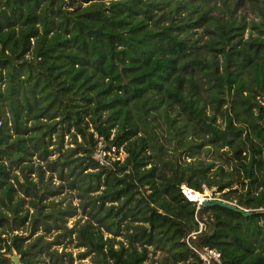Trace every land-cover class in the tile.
Wrapping results in <instances>:
<instances>
[{
	"label": "trees",
	"instance_id": "1",
	"mask_svg": "<svg viewBox=\"0 0 264 264\" xmlns=\"http://www.w3.org/2000/svg\"><path fill=\"white\" fill-rule=\"evenodd\" d=\"M53 136L48 163L83 198L82 255L203 264L194 248H210V264H264V0H0V155L47 159ZM11 180L0 161V206L17 215ZM183 186L250 214L198 208ZM22 240L19 264L71 258Z\"/></svg>",
	"mask_w": 264,
	"mask_h": 264
},
{
	"label": "rangeland",
	"instance_id": "2",
	"mask_svg": "<svg viewBox=\"0 0 264 264\" xmlns=\"http://www.w3.org/2000/svg\"><path fill=\"white\" fill-rule=\"evenodd\" d=\"M230 8L233 9L234 6L231 5ZM251 8L249 5L243 8L238 7L235 15L249 21L255 15L252 9L256 11L254 7ZM194 31V36L200 38L201 44L210 36L200 27ZM244 35L247 36V30ZM217 122L221 124L218 117ZM54 140L53 136L48 146L51 152L47 159L33 152L32 155H27L30 161H24L17 166L14 164L9 166L13 155L12 150L10 149V157L5 154L0 155V161L5 162L9 167L11 181L15 187L14 202H18L17 215H14L9 208L0 206L1 211L7 216L3 225L0 226V236L4 239L0 242V251L11 254L14 250L11 238L17 234L22 236L24 247H33L40 243L48 245L50 251L56 250L59 254L70 253V259L63 256L66 264H97L94 253L82 255L85 248L79 246L76 240L75 229L87 219L85 212L81 209L83 198L78 195L77 189L69 188L67 183L60 178L58 167L48 163L54 158L62 159L61 151H57L54 146ZM80 140L78 137V141ZM63 144L62 150L75 146L67 134L64 136ZM120 152V158H123L124 153ZM27 165H32L33 169L24 170ZM27 181L35 187L29 185ZM214 191H216L215 187L209 189L204 186L202 196L216 198ZM116 239H122V237H116ZM117 246L116 244L115 247ZM36 256L39 257L37 264H56V258L51 253L40 252ZM158 257V254L154 256L155 259ZM4 264L13 263L7 260Z\"/></svg>",
	"mask_w": 264,
	"mask_h": 264
},
{
	"label": "water",
	"instance_id": "3",
	"mask_svg": "<svg viewBox=\"0 0 264 264\" xmlns=\"http://www.w3.org/2000/svg\"><path fill=\"white\" fill-rule=\"evenodd\" d=\"M198 193H199V199L198 200L196 199L195 201L198 202L200 208L219 206V207L227 208V209H230L236 212H240L245 216L250 214L249 212H247L246 209L238 206L237 204L233 202H229L221 198H207V197L202 196V193L200 192ZM5 257H7L13 264L20 263V255L17 254L15 250H13L11 254L6 253Z\"/></svg>",
	"mask_w": 264,
	"mask_h": 264
},
{
	"label": "built area",
	"instance_id": "4",
	"mask_svg": "<svg viewBox=\"0 0 264 264\" xmlns=\"http://www.w3.org/2000/svg\"><path fill=\"white\" fill-rule=\"evenodd\" d=\"M99 147H101V142L99 143ZM105 155V152L103 151V150H100V153H99V156L100 157H103ZM181 189H182V193L188 198V199H190L189 198V196H188V194H187V191L184 189V188H182L181 187ZM191 200V199H190ZM195 201V200H194ZM197 202V201H196ZM198 203V202H197ZM198 208H199V204H198ZM199 226H200V228H201V224L199 223ZM192 235V234H191ZM190 235V236H191ZM194 251H196L197 253H198V255H199V257L202 259V262H203V264H210V260H211V258H215V259H217L218 257H219V253L218 252H216L215 250H213V249H210V248H205V249H203V250H196L195 248H194Z\"/></svg>",
	"mask_w": 264,
	"mask_h": 264
},
{
	"label": "bare ground",
	"instance_id": "5",
	"mask_svg": "<svg viewBox=\"0 0 264 264\" xmlns=\"http://www.w3.org/2000/svg\"><path fill=\"white\" fill-rule=\"evenodd\" d=\"M182 188H184L187 191V194L191 200H196V199L198 200L199 199V194H191V191L189 189H187L186 187H182ZM200 197H202V196H200Z\"/></svg>",
	"mask_w": 264,
	"mask_h": 264
}]
</instances>
